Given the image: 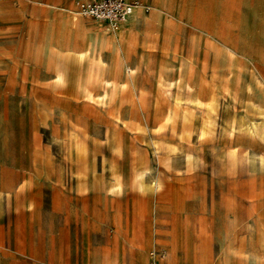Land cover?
<instances>
[{
	"label": "rangeland",
	"instance_id": "1",
	"mask_svg": "<svg viewBox=\"0 0 264 264\" xmlns=\"http://www.w3.org/2000/svg\"><path fill=\"white\" fill-rule=\"evenodd\" d=\"M82 1L0 0V264H264V0Z\"/></svg>",
	"mask_w": 264,
	"mask_h": 264
},
{
	"label": "built area",
	"instance_id": "2",
	"mask_svg": "<svg viewBox=\"0 0 264 264\" xmlns=\"http://www.w3.org/2000/svg\"><path fill=\"white\" fill-rule=\"evenodd\" d=\"M134 6L135 2L130 0H84L78 4L77 9L82 16L112 27L124 21ZM158 263L159 258L151 264Z\"/></svg>",
	"mask_w": 264,
	"mask_h": 264
},
{
	"label": "bare ground",
	"instance_id": "3",
	"mask_svg": "<svg viewBox=\"0 0 264 264\" xmlns=\"http://www.w3.org/2000/svg\"><path fill=\"white\" fill-rule=\"evenodd\" d=\"M136 8H138V4L134 6V8L132 10V13L124 21H121L119 23H124V22H127L128 20H130L132 18L133 14H134V10ZM81 18H83V17H81ZM91 22H94L96 25H98L99 27H102L103 28V24L101 22L93 21V20H91ZM117 24L114 25V26H112L111 30L115 29L116 26H117ZM107 29H109V28H107ZM99 41H100V47L101 48L111 49L114 52L116 50V48H117L116 47V43L120 41V38L116 39L114 37V38L111 39V38H104V37H102V38L99 39ZM77 54L79 56L80 55L88 56V55H90V49L88 48V46H86L83 51L78 52ZM111 84H112V81L111 80H106L105 81V86L106 87L107 86H110ZM162 261H163V259L161 260V264H162Z\"/></svg>",
	"mask_w": 264,
	"mask_h": 264
},
{
	"label": "crops",
	"instance_id": "4",
	"mask_svg": "<svg viewBox=\"0 0 264 264\" xmlns=\"http://www.w3.org/2000/svg\"><path fill=\"white\" fill-rule=\"evenodd\" d=\"M130 1H133V0H130ZM134 15V14H133ZM133 17V16H132Z\"/></svg>",
	"mask_w": 264,
	"mask_h": 264
}]
</instances>
